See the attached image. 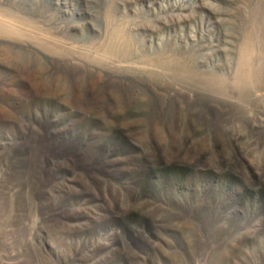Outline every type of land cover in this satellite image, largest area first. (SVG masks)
<instances>
[{
  "label": "rangeland",
  "instance_id": "1",
  "mask_svg": "<svg viewBox=\"0 0 264 264\" xmlns=\"http://www.w3.org/2000/svg\"><path fill=\"white\" fill-rule=\"evenodd\" d=\"M0 264H264V0H0Z\"/></svg>",
  "mask_w": 264,
  "mask_h": 264
}]
</instances>
